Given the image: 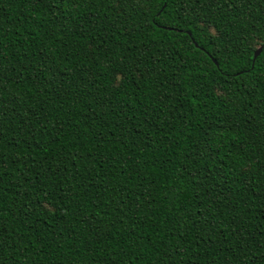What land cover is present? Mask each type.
<instances>
[{"label": "trees", "instance_id": "16d2710c", "mask_svg": "<svg viewBox=\"0 0 264 264\" xmlns=\"http://www.w3.org/2000/svg\"><path fill=\"white\" fill-rule=\"evenodd\" d=\"M173 9L0 0V264H264V0Z\"/></svg>", "mask_w": 264, "mask_h": 264}, {"label": "snow or ice", "instance_id": "6c2138e0", "mask_svg": "<svg viewBox=\"0 0 264 264\" xmlns=\"http://www.w3.org/2000/svg\"><path fill=\"white\" fill-rule=\"evenodd\" d=\"M62 3L67 5L70 0H61ZM72 6L76 7L79 0H71ZM98 2V0H97ZM139 2V0H137ZM174 5V11L181 20L192 23L193 21L199 25L201 30H207L216 39H223L220 31L215 26V21H212L209 13L205 11V7L210 9L215 5L216 0H171ZM218 6V5H217ZM243 50L240 47L234 46L231 50H226V54L232 57H243L248 60V66L251 69L256 67H264V34L257 32L247 42L241 41ZM251 54V55H250ZM53 74V80L56 79L58 69H49ZM60 83H63L61 74ZM118 86V84H117ZM222 235V233H221ZM240 255L233 257L236 259V264H249L251 257L247 256L245 248H240ZM171 264V258H168ZM158 264H164V260H160Z\"/></svg>", "mask_w": 264, "mask_h": 264}, {"label": "water", "instance_id": "95a60500", "mask_svg": "<svg viewBox=\"0 0 264 264\" xmlns=\"http://www.w3.org/2000/svg\"><path fill=\"white\" fill-rule=\"evenodd\" d=\"M190 34V33H189Z\"/></svg>", "mask_w": 264, "mask_h": 264}]
</instances>
